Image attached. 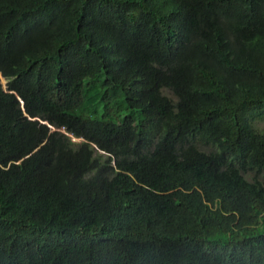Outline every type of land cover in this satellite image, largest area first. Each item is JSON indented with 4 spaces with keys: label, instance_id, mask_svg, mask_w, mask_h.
<instances>
[{
    "label": "trees",
    "instance_id": "trees-1",
    "mask_svg": "<svg viewBox=\"0 0 264 264\" xmlns=\"http://www.w3.org/2000/svg\"><path fill=\"white\" fill-rule=\"evenodd\" d=\"M0 74V264H264V0H0Z\"/></svg>",
    "mask_w": 264,
    "mask_h": 264
},
{
    "label": "rangeland",
    "instance_id": "rangeland-1",
    "mask_svg": "<svg viewBox=\"0 0 264 264\" xmlns=\"http://www.w3.org/2000/svg\"><path fill=\"white\" fill-rule=\"evenodd\" d=\"M1 81H2V83H3V86H5V79H4L3 77H1ZM255 126H256L258 129H262V130H264V121H256V122H255ZM73 139L76 140V141H80V140H81L80 138H75V137H73ZM199 144H201V143H199ZM203 146H204L205 148H209V147H211L210 145H207V144H204ZM246 175H247V173H246ZM251 175H252V176H256V177H258V178L264 180V171H262V172H260V173H258V174L254 173L253 171L248 172V175H247V176L250 177Z\"/></svg>",
    "mask_w": 264,
    "mask_h": 264
},
{
    "label": "water",
    "instance_id": "water-1",
    "mask_svg": "<svg viewBox=\"0 0 264 264\" xmlns=\"http://www.w3.org/2000/svg\"><path fill=\"white\" fill-rule=\"evenodd\" d=\"M0 77H2L1 74H0ZM21 106H22V108H23V101H22V100H21ZM23 109H24V108H23ZM41 122H44V121L41 120ZM101 151H102V150H101ZM102 152H104V151H102Z\"/></svg>",
    "mask_w": 264,
    "mask_h": 264
}]
</instances>
